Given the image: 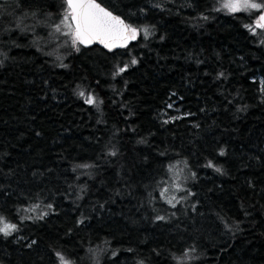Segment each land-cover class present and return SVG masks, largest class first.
<instances>
[{
	"label": "trees",
	"instance_id": "obj_1",
	"mask_svg": "<svg viewBox=\"0 0 264 264\" xmlns=\"http://www.w3.org/2000/svg\"><path fill=\"white\" fill-rule=\"evenodd\" d=\"M96 1L136 40L82 47L64 0H0V264H264L258 12Z\"/></svg>",
	"mask_w": 264,
	"mask_h": 264
},
{
	"label": "water",
	"instance_id": "obj_2",
	"mask_svg": "<svg viewBox=\"0 0 264 264\" xmlns=\"http://www.w3.org/2000/svg\"><path fill=\"white\" fill-rule=\"evenodd\" d=\"M77 43L82 47L97 45L107 50L127 46L137 38V28L129 27L121 16L96 0H64ZM264 28V9L257 15Z\"/></svg>",
	"mask_w": 264,
	"mask_h": 264
},
{
	"label": "rangeland",
	"instance_id": "obj_3",
	"mask_svg": "<svg viewBox=\"0 0 264 264\" xmlns=\"http://www.w3.org/2000/svg\"><path fill=\"white\" fill-rule=\"evenodd\" d=\"M219 2H221V5L226 10L229 11L254 10L259 13L262 9H264V2H259L257 0H220ZM63 23H65L66 30L72 32L74 39H76V36L73 31V27L69 21L68 7L64 9L62 14V19H60L58 26L63 25ZM67 26L69 28H67ZM167 106L169 108L176 109V107H174L172 104H168ZM174 113L175 115L178 114L176 112ZM178 171L181 170L180 169L172 170L170 173L171 178L167 183H164L162 187V196L164 197L165 200H168L169 202H174L177 198V195H179L180 192L185 190V184H183L182 177L180 176V173ZM3 228L7 230L9 229V227L5 225L3 226Z\"/></svg>",
	"mask_w": 264,
	"mask_h": 264
}]
</instances>
